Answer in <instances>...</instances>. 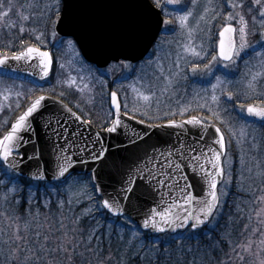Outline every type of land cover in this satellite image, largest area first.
<instances>
[{"label":"rangeland","instance_id":"rangeland-1","mask_svg":"<svg viewBox=\"0 0 264 264\" xmlns=\"http://www.w3.org/2000/svg\"><path fill=\"white\" fill-rule=\"evenodd\" d=\"M186 1L164 0L166 35L147 59L98 71L84 61L73 40L54 34L61 0H0V58L6 56L3 50L25 39L52 50L56 60L45 85L0 70V132L26 96L55 91V84L78 94L85 108L107 124L113 119L108 106L111 88L127 114L150 124L196 117L217 125L227 145L225 180L219 189L221 206L236 187L245 195L239 211L248 214L239 224L237 246L230 251L228 264H264V123L246 116L249 106L264 109V0H189V6ZM225 25L237 29L236 56L230 62L217 55L219 33ZM6 175L11 181L0 183V264H38L36 231L31 226L37 224L39 211L32 204L27 210L22 208L14 176ZM84 179L72 178L62 191L88 200L90 179ZM66 210L54 208L49 214L65 228H72L73 212ZM117 227L128 248L135 242L144 246V233L136 226L120 222ZM12 249L17 258L9 254ZM44 255L49 254L45 251Z\"/></svg>","mask_w":264,"mask_h":264},{"label":"water","instance_id":"water-1","mask_svg":"<svg viewBox=\"0 0 264 264\" xmlns=\"http://www.w3.org/2000/svg\"><path fill=\"white\" fill-rule=\"evenodd\" d=\"M163 26L150 0H62L58 37L72 38L83 58L99 69L148 57ZM235 28L220 33L218 55L234 58ZM52 51L28 47L0 58V69L46 82ZM114 121L106 130L85 122L60 100L42 95L0 139V160L20 178L49 185L74 176L91 178L103 208L128 217L153 237L201 231L213 219L224 181L226 140L221 129L196 117L148 124L122 112L110 97ZM246 116L264 123V109Z\"/></svg>","mask_w":264,"mask_h":264},{"label":"trees","instance_id":"trees-1","mask_svg":"<svg viewBox=\"0 0 264 264\" xmlns=\"http://www.w3.org/2000/svg\"><path fill=\"white\" fill-rule=\"evenodd\" d=\"M29 45L44 48L39 42H25L24 39L13 49L3 50L2 54L14 55ZM24 79L28 82L32 81L28 78ZM40 93L35 92L31 98L26 96L22 106L10 120L6 131L13 120ZM46 94L56 96L54 90ZM88 120L102 129L109 124L102 117L93 116ZM5 130L0 132V139L5 134ZM8 172L14 176L16 197L22 208L27 210V205L32 204L39 211L37 224L35 222L31 226L36 231L34 237H37L38 258L41 261L38 264H228L230 251L235 245L237 246L236 237L239 236L242 226L239 224L244 223L248 218V214L239 211L238 206L245 195L234 187L207 228L197 232L189 228L182 234L174 236L167 234L158 238L143 232L144 246L140 248L138 242H135L131 248H128L117 226L120 222L127 224V227L135 226L134 223L127 218L117 219L108 214L103 209L101 199L97 196L91 180L86 187L91 198L77 200L73 192L68 194L62 191L63 185L36 184L17 178L4 168L1 162L0 183L3 180L11 181V177L6 175ZM84 178L80 177L86 182ZM62 207L64 210L67 209L66 212H73L72 228H65L63 223L55 221L49 214L54 208H58L59 211ZM218 213L221 216L217 220ZM123 229L127 228L123 227ZM166 240L169 241L165 242ZM45 251L49 254L46 257ZM9 254L12 259L17 258L14 249L9 250Z\"/></svg>","mask_w":264,"mask_h":264},{"label":"flooded vegetation","instance_id":"flooded-vegetation-1","mask_svg":"<svg viewBox=\"0 0 264 264\" xmlns=\"http://www.w3.org/2000/svg\"><path fill=\"white\" fill-rule=\"evenodd\" d=\"M150 1L158 10H160L162 12V17L164 19L163 30H162L158 40L156 41V43L154 45V47H155L156 44L158 43V41L160 40V38L163 37L164 35H166V32H164V31L166 30V21H167V16H166L167 3L164 2V0H150ZM186 4L189 6L190 5V1L187 0ZM227 26H233V25H225V27H227ZM233 27L235 28L234 45H235V56H236V51H237L236 50L237 29H236L235 26H233ZM220 33H219V40H220ZM70 40H72V39H70ZM218 44H219V41H218ZM217 55H218V47H217ZM218 57H219V55H218ZM120 64H122V63H120ZM96 70H98V69H96ZM98 71H101V70H98ZM113 79H115V78L112 77L109 80V83H110V81H114ZM108 86H110V85H108ZM55 87H57L56 88L57 91L55 90L56 98H58L59 100L64 102L66 105H68L71 109H73L76 113H78L86 121H89L88 120L89 117H93V116L96 117V118L102 117V116L96 115L92 110H90L91 108H89V109L85 108V104H84L83 100L80 98V96L78 94H75V93L71 92L70 90H67L66 88L58 87L56 84H55ZM112 92H113V90L110 88L109 96L111 95ZM108 106L110 108L109 99H108ZM122 109H123V106H122ZM110 110H111V108H110ZM123 112L126 113L124 110H123ZM111 113H112V111H111ZM112 116H113V113H112ZM112 121H113V119H112Z\"/></svg>","mask_w":264,"mask_h":264}]
</instances>
